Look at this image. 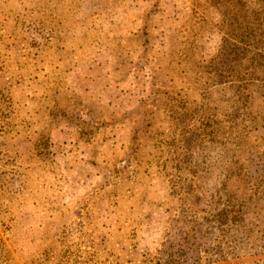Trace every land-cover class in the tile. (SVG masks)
I'll use <instances>...</instances> for the list:
<instances>
[{
    "label": "rangeland",
    "instance_id": "obj_1",
    "mask_svg": "<svg viewBox=\"0 0 264 264\" xmlns=\"http://www.w3.org/2000/svg\"><path fill=\"white\" fill-rule=\"evenodd\" d=\"M263 16L259 0H0V264H153L177 217L199 264L264 258V198L241 220V189L223 186L250 167L264 120L230 122L228 71L209 67L225 39L252 49ZM203 103L213 125L188 151V121L170 124ZM252 105L264 114V92ZM39 119L57 120L45 144ZM190 161L209 168L192 201L172 181Z\"/></svg>",
    "mask_w": 264,
    "mask_h": 264
},
{
    "label": "trees",
    "instance_id": "obj_2",
    "mask_svg": "<svg viewBox=\"0 0 264 264\" xmlns=\"http://www.w3.org/2000/svg\"><path fill=\"white\" fill-rule=\"evenodd\" d=\"M243 2L244 0H237V2ZM263 1L264 0H259ZM258 0H251V3H257ZM90 4H86L83 6L82 10L84 12H89L91 10L93 3L89 2ZM91 5V6H89ZM81 10V11H82ZM226 14H228L226 12ZM236 23L240 24V17L238 14H235L234 22L232 23L233 27H236ZM259 32L252 31V35L255 36L254 42H253V48L249 49L244 48L240 46L239 43H231L230 46L228 45L229 40L225 39V43L222 44L218 55L211 59L209 62V67H211V74L212 71H215L216 69H224L226 68L228 71V78L227 81L229 82V102L231 103L229 105V111H233L231 115L229 116L230 122H239L240 124H244V120L246 117H253L254 119L262 118L264 120V114L261 113L260 116H258L256 110L253 108V100L261 93L264 92V57L259 54V52L255 54H250V52H254L256 50H259V41L257 43V39L260 38L261 41H264V37H262L264 33V16L259 20L258 22ZM25 34L28 36L27 39L31 41V43L36 47H41L45 43H47L48 39H46V31L45 28L41 25L33 23L30 26V29L28 31L24 30ZM249 34V32H248ZM252 35H249L248 38L251 39ZM258 37V38H257ZM241 42L247 41V40H240ZM230 47V48H229ZM232 49L233 51H228ZM227 55V56H226ZM220 56H225L226 58L223 62L219 63L216 62V60ZM244 66L242 67L241 65ZM238 73V78H241L239 80V84L234 85L230 83L231 78H233L234 74ZM233 75V76H232ZM231 77V78H230ZM260 80V83L258 84L255 82L256 80ZM255 83V84H254ZM257 83V84H256ZM205 104L203 103L202 106L193 107L192 109H187V112L185 114L182 112V114L175 115L176 117L173 118V123L170 124L171 126H177L178 123L183 122L185 120L188 121V125L186 124V129L190 132L189 137L186 138L188 151H192V149L195 146H200L201 143L199 141L203 139L204 136H201L197 139L195 134H192L194 131L195 126H201L205 131H211L209 128H212L213 121H209L208 115L210 113L206 107H204ZM217 108L211 107V119H216L215 115ZM240 111V113H238ZM90 114H88L89 116ZM242 118L240 120L239 116ZM55 116V115H54ZM56 117V116H55ZM45 118V117H44ZM42 119V118H41ZM244 119V120H243ZM257 121V120H256ZM38 123H41L42 125H45V127H42V130L38 132V134L34 137L35 141L42 140L43 144H45L48 141L47 135L52 131L54 128V125L57 123V120H47L45 119L40 121H35ZM184 123V122H183ZM239 124V125H240ZM234 128L237 125H233ZM257 126V132L259 131V127ZM191 127V128H190ZM264 134H262V137L258 135V139L261 141V145L258 146L256 149L253 147L245 146V152L248 153L249 156V163L250 167H247L243 164L238 165V169L235 171V180H233V185L228 186L224 184V187H229L231 195H233V199L235 201H238L240 197L243 199L240 202H235L234 205L237 203L239 206H233L231 205L230 213H235L241 220H245V212L243 211L244 204L247 203V199H253V200H261L264 198ZM36 138V139H35ZM196 138V139H194ZM27 139V138H25ZM174 144H177L176 139H173ZM189 142V143H188ZM42 144V145H43ZM40 146L39 150L40 155H45L46 148H41L43 146ZM250 149H249V148ZM48 149V148H47ZM29 149H26V151ZM185 163V161H184ZM178 165V164H176ZM181 165V163H180ZM184 165V164H183ZM179 166V165H178ZM180 167V166H179ZM183 167V166H182ZM209 168L207 166L203 167L199 163H192L190 161L188 163L187 169L185 170V167L179 172L182 177L178 176L177 179L172 181L182 182L183 183V189L188 190V197L189 200L192 201V194L194 193L193 190L196 189L197 191H202L203 185H205L206 180L203 177H206L208 174ZM184 171H188L189 174L184 175ZM200 176V179L198 180V177ZM238 179V180H237ZM226 185V186H225ZM238 189H241L240 197L237 195ZM244 203V204H243ZM235 214L233 216L235 220ZM231 215V214H229ZM185 219L181 217H177V219L172 222V226L170 230L168 231V246L167 248H161L159 251L158 256L156 257V260L153 264H199V258H200V250L201 248H198L200 245L191 238V235H189L188 232V224L184 222ZM1 241V240H0ZM170 244V245H169ZM178 244L179 246H175ZM1 247V246H0ZM2 255L0 254V258ZM264 258L261 259H255L252 261H245L241 262L240 264H264ZM232 264V263H231Z\"/></svg>",
    "mask_w": 264,
    "mask_h": 264
}]
</instances>
